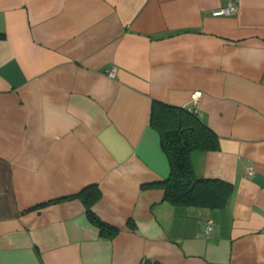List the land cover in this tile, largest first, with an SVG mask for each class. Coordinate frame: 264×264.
<instances>
[{
	"label": "crops",
	"instance_id": "obj_1",
	"mask_svg": "<svg viewBox=\"0 0 264 264\" xmlns=\"http://www.w3.org/2000/svg\"><path fill=\"white\" fill-rule=\"evenodd\" d=\"M0 33V264H264V0H0ZM153 100L217 134L226 205L164 198Z\"/></svg>",
	"mask_w": 264,
	"mask_h": 264
},
{
	"label": "trees",
	"instance_id": "obj_2",
	"mask_svg": "<svg viewBox=\"0 0 264 264\" xmlns=\"http://www.w3.org/2000/svg\"><path fill=\"white\" fill-rule=\"evenodd\" d=\"M149 122L159 133L160 145L170 167L169 175L158 184L164 189V198L174 205H226L232 185L220 179L197 177L190 159L194 150L219 149L217 134L189 107L168 105L157 100L152 101ZM99 195L94 185L84 187L78 193L90 222L97 226L102 236L111 237L118 229L102 221L91 208Z\"/></svg>",
	"mask_w": 264,
	"mask_h": 264
},
{
	"label": "built area",
	"instance_id": "obj_3",
	"mask_svg": "<svg viewBox=\"0 0 264 264\" xmlns=\"http://www.w3.org/2000/svg\"><path fill=\"white\" fill-rule=\"evenodd\" d=\"M238 11V5L231 2L229 3L227 6H224V7H220L216 10H214L212 12L213 15H231L233 13H236ZM109 74L114 76L115 75V70L114 68H112L110 71H109ZM201 94V91L200 90H195L191 93V99L193 102H195L198 97L200 96ZM190 110H193L195 111V109L193 107H189ZM212 228V225H211V221H208L207 224H206V233H209L210 230Z\"/></svg>",
	"mask_w": 264,
	"mask_h": 264
}]
</instances>
